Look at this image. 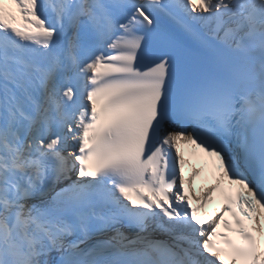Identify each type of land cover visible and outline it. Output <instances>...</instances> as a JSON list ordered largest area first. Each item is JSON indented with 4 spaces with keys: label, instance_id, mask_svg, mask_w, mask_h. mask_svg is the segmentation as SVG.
<instances>
[{
    "label": "snow or ice",
    "instance_id": "obj_1",
    "mask_svg": "<svg viewBox=\"0 0 264 264\" xmlns=\"http://www.w3.org/2000/svg\"><path fill=\"white\" fill-rule=\"evenodd\" d=\"M0 264H264V0H0Z\"/></svg>",
    "mask_w": 264,
    "mask_h": 264
},
{
    "label": "bare ground",
    "instance_id": "obj_2",
    "mask_svg": "<svg viewBox=\"0 0 264 264\" xmlns=\"http://www.w3.org/2000/svg\"><path fill=\"white\" fill-rule=\"evenodd\" d=\"M190 170H191V168L188 165H186V172L190 171ZM196 191H197V194H200L201 188L200 189H196Z\"/></svg>",
    "mask_w": 264,
    "mask_h": 264
}]
</instances>
